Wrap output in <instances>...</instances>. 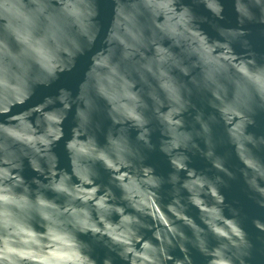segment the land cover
I'll list each match as a JSON object with an SVG mask.
<instances>
[{
	"label": "water",
	"instance_id": "obj_1",
	"mask_svg": "<svg viewBox=\"0 0 264 264\" xmlns=\"http://www.w3.org/2000/svg\"><path fill=\"white\" fill-rule=\"evenodd\" d=\"M0 264H264V0H0Z\"/></svg>",
	"mask_w": 264,
	"mask_h": 264
}]
</instances>
